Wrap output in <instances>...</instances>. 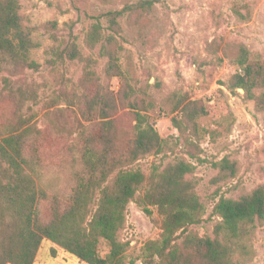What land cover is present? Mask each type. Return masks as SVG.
Masks as SVG:
<instances>
[{"label": "trees", "instance_id": "obj_1", "mask_svg": "<svg viewBox=\"0 0 264 264\" xmlns=\"http://www.w3.org/2000/svg\"><path fill=\"white\" fill-rule=\"evenodd\" d=\"M156 2L136 0L94 14L95 20L84 33L86 52L76 41L60 42L47 50L50 56L45 62L64 86L50 97L51 104L63 101L80 115L77 146H72L75 182L65 201L57 195L49 197L38 184L42 176L36 151L40 129L30 121L35 117L32 107L38 104L40 83L27 82L25 77L41 66L31 57V50L39 45L33 37L36 27L21 12L20 0H0V80L15 107L13 117L0 122V264H33L43 239L87 264H139L126 257L127 243L118 237L130 201L147 216H152V208L158 214L161 231L158 238L142 245V264H243L247 260L254 227L264 222V184L238 198L219 197L213 205L220 218L213 235L200 236L188 229L205 214V205L187 178L195 164L178 158L162 169L154 166L149 175L136 165L141 157L171 147L149 119L147 111L153 102L140 96L145 90L131 82L119 62L118 52L123 49L119 19L147 13ZM233 11L241 19L249 15V10L243 13L234 7ZM95 49L105 59L101 70L98 58L92 56ZM72 61L82 65L76 80L63 73ZM234 61L239 71L230 77L227 88L231 92L242 89L243 98L264 111V59L252 58L240 44ZM112 77L122 79L117 91L106 83ZM169 100L176 112L172 124L192 143L191 136L202 130L198 119L206 114L205 106L180 91H173ZM120 108L134 115L125 141L114 130V115ZM84 121L93 128L87 131L90 125ZM213 165L229 176L235 172V162L227 158ZM44 200L48 201L47 215L40 208ZM100 239L108 247L104 255L98 250Z\"/></svg>", "mask_w": 264, "mask_h": 264}, {"label": "rangeland", "instance_id": "obj_2", "mask_svg": "<svg viewBox=\"0 0 264 264\" xmlns=\"http://www.w3.org/2000/svg\"><path fill=\"white\" fill-rule=\"evenodd\" d=\"M21 12L36 27L33 37L38 46L31 57L41 66L39 71H28L27 82L40 83L39 101L33 105L34 123L39 129L36 151L42 176L38 184L48 196L57 195L67 201L74 184L72 177V146H77L80 115L60 101L51 104L50 97L64 87L54 77L45 59L47 50L58 43L76 41L84 45V33L95 20L92 17L107 8H121L136 0H20ZM245 13L246 19L237 17L233 8ZM123 46L118 52L122 69L132 78L140 94L153 106L147 114L160 137L167 140L171 150L141 157L136 165L149 175L154 166L162 169L178 158L195 164L187 175L193 182L205 214L199 224L189 226L198 235L212 236L220 218L213 212L219 197L238 198L264 184V111H258L253 101L245 100L242 89L231 92L227 88L230 77L239 71L235 56L240 44L245 45L252 58L264 59V0H157L149 12H138L120 19ZM54 22V23H53ZM57 37L54 41L51 35ZM95 49L98 70L105 63ZM62 69V66H59ZM82 72L78 61L68 62L63 69L65 77L76 80ZM103 74V73H101ZM103 76V75H102ZM117 91L122 79L112 77L106 82ZM173 91L186 93L199 100L207 112L198 119L202 129L185 141L172 124ZM146 104V103H145ZM14 104L6 96L0 80V122L12 118ZM115 135L125 141L134 124V115L128 108H120L114 115ZM87 131L92 129L88 122ZM77 128V129H76ZM222 158L235 162L232 176L220 172L214 162ZM41 212H49L48 201L40 205ZM158 214L152 208L147 216L134 201L127 205L124 226L118 237L127 243V258L142 264V245L160 234ZM249 254L243 264H264V222L256 224L249 240ZM98 250L104 255L107 244L100 239ZM33 264H87L48 239H43Z\"/></svg>", "mask_w": 264, "mask_h": 264}]
</instances>
